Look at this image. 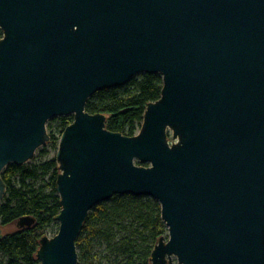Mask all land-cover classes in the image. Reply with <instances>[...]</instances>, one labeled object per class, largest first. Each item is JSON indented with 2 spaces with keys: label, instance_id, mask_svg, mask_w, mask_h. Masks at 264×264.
Listing matches in <instances>:
<instances>
[{
  "label": "water",
  "instance_id": "1",
  "mask_svg": "<svg viewBox=\"0 0 264 264\" xmlns=\"http://www.w3.org/2000/svg\"><path fill=\"white\" fill-rule=\"evenodd\" d=\"M0 29V202L5 168L50 142L49 121L74 116L41 264H79L90 212L126 195L161 205L169 235L151 264H264V0H0ZM143 74L163 89L137 135L86 111Z\"/></svg>",
  "mask_w": 264,
  "mask_h": 264
},
{
  "label": "trees",
  "instance_id": "2",
  "mask_svg": "<svg viewBox=\"0 0 264 264\" xmlns=\"http://www.w3.org/2000/svg\"><path fill=\"white\" fill-rule=\"evenodd\" d=\"M162 89L161 75L143 74L124 87L96 93L88 101L86 111L104 114L108 130L133 137L141 130L148 104L161 98ZM73 121L74 116H68L54 118L48 124V144L55 150L58 151L61 136ZM59 173L56 157L35 166L10 164L3 171L6 194L0 202V226L4 230L23 217H32L36 223L31 228L5 233L0 242V264H41L37 257L39 242L46 236V230L58 228L56 218L61 205L56 181ZM167 232L159 202L150 197L114 196L90 212L77 249L98 240L114 255L109 264H151L152 252ZM81 253L78 251L79 264L85 257L88 259Z\"/></svg>",
  "mask_w": 264,
  "mask_h": 264
},
{
  "label": "rangeland",
  "instance_id": "3",
  "mask_svg": "<svg viewBox=\"0 0 264 264\" xmlns=\"http://www.w3.org/2000/svg\"><path fill=\"white\" fill-rule=\"evenodd\" d=\"M140 75L136 76L139 77ZM50 121L48 122V124ZM47 124V131L50 135V131L48 129ZM57 125V122L53 123V127ZM54 132H58L55 131ZM57 150H55L51 144H48L44 147H41L37 150L35 157L33 160L29 161L25 165H39L40 163L52 159L56 157ZM40 184V183H39ZM156 201V200H155ZM58 224V223H57ZM59 228V224H58ZM56 226H53L45 231V234H47L49 237H53L58 229ZM6 234H11L17 231V227L15 224H11L4 228ZM168 230V228H167ZM169 233L167 232L166 238H168ZM80 253L83 251L85 255L88 257V259L85 257L82 264H109V262L113 259L114 255L107 249V246L102 242L98 240H94V242L90 246H84L83 249L78 250ZM82 254V253H81ZM0 257H2L0 253Z\"/></svg>",
  "mask_w": 264,
  "mask_h": 264
},
{
  "label": "flooded vegetation",
  "instance_id": "4",
  "mask_svg": "<svg viewBox=\"0 0 264 264\" xmlns=\"http://www.w3.org/2000/svg\"><path fill=\"white\" fill-rule=\"evenodd\" d=\"M0 36H1L0 39H2L4 37V32L2 29H0Z\"/></svg>",
  "mask_w": 264,
  "mask_h": 264
}]
</instances>
